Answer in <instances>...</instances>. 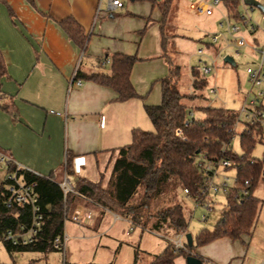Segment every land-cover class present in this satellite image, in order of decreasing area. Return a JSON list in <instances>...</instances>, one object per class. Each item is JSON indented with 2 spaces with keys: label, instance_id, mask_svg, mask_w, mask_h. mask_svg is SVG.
Returning <instances> with one entry per match:
<instances>
[{
  "label": "crops",
  "instance_id": "crops-1",
  "mask_svg": "<svg viewBox=\"0 0 264 264\" xmlns=\"http://www.w3.org/2000/svg\"><path fill=\"white\" fill-rule=\"evenodd\" d=\"M32 1L5 0L12 14L0 5V51L6 63V76L1 81L0 153L35 175L52 179L61 168L64 171L70 156L75 172L72 184L80 177L101 181L105 187L116 150L130 143L133 129H146L144 106L160 103L159 80L168 71L160 45V12L153 0H122L124 7L111 12L108 0ZM69 17L87 35L84 52L60 27ZM204 37L203 32H196V38ZM151 38L154 44L143 51ZM138 52L141 59L158 68L147 74L145 81L137 75L143 61L132 68L130 81L144 99L117 102L107 87L83 80L81 85L75 83L82 55L86 61L83 72L90 74L99 73L94 64L107 56ZM190 70L183 69L186 73ZM151 80H158L156 96L152 97L147 89ZM198 81L199 77H192L191 85ZM80 208L74 214H79ZM87 211H98L94 224L104 213L131 223L107 210L93 207ZM217 240L231 241L225 237ZM204 246L195 248L192 255L202 264H216L198 250ZM180 264H186L185 257Z\"/></svg>",
  "mask_w": 264,
  "mask_h": 264
},
{
  "label": "trees",
  "instance_id": "trees-1",
  "mask_svg": "<svg viewBox=\"0 0 264 264\" xmlns=\"http://www.w3.org/2000/svg\"><path fill=\"white\" fill-rule=\"evenodd\" d=\"M32 3V0H27ZM175 0H153L160 12V45L162 58L167 65V74L159 80L160 103L145 105L144 111L153 130L144 131L135 128L131 131L128 145L116 150L110 178L104 187L101 181L92 182L85 178L74 179V193L67 194L64 199L60 183L52 178H45L33 173L24 172L26 181L36 183L35 192L42 214V222L35 240L26 246H12L3 242L8 253L39 252L47 254L54 248L56 238L64 237V223L68 214L80 202H89L91 206L102 211H109L120 217L129 219L131 223L142 228L149 226L150 231H170L174 235L182 234L188 228V220L183 206L173 202L170 190L177 185L189 197L197 198L203 183V173L198 168V160L202 156L217 161L228 159L233 161L236 176L241 183L244 179H252L247 195L235 198L237 191L231 189L225 196L226 210L213 231H201L193 239V246L185 244L186 253L174 251L170 243L159 254L154 255L148 264H175L180 255L191 256L195 248L210 244L220 239L239 240L249 233L256 217L258 199L254 195L260 186L259 173L261 162L250 157L251 150L257 144L256 136L249 133L240 135L241 154L231 149V129L236 121L234 110L223 107H194L183 103V99L192 101L195 93H182L181 68L168 56V40L173 36L167 34V25L171 19V11ZM227 12L235 19L238 14V0H224ZM10 14L12 11L5 0H0ZM61 29L67 37L84 52L87 35L83 28L71 17L60 22ZM210 45V44H208ZM109 63V73H76L74 79L90 81L111 89L115 101L125 102L131 99H144L132 86L130 75L134 64L140 59L135 55L114 53L104 58ZM198 83L192 89L201 91L207 80L199 69L192 68ZM6 76V63L0 51V97L1 81ZM184 92V91H183ZM197 110L201 117H194L187 126L184 121L189 111ZM66 175H75L70 156L64 165ZM5 180L0 184V237L8 231H18L28 227L31 219L29 208H7L5 199ZM78 204V205H77ZM149 221L151 222L149 224ZM138 254L135 253V263Z\"/></svg>",
  "mask_w": 264,
  "mask_h": 264
},
{
  "label": "rangeland",
  "instance_id": "rangeland-1",
  "mask_svg": "<svg viewBox=\"0 0 264 264\" xmlns=\"http://www.w3.org/2000/svg\"><path fill=\"white\" fill-rule=\"evenodd\" d=\"M262 1V0H259ZM225 10L214 11L211 15L197 14L189 9L188 0H175L171 19L167 25V34L173 36L168 40V56L181 68L182 79L180 88L185 85L182 93L187 91L188 94L195 93L192 101L183 99V103L194 107H223L237 110L243 105L246 96L255 95L257 88L253 87L249 81L246 69L249 66H255L259 58L257 51L264 45V21L261 20V12L254 9L251 16L257 27L252 34L243 32L241 35L245 37L248 47L239 49V55H235L237 50L233 45H227L225 39H220L215 44H209V37L220 30L218 24L225 16ZM203 32L206 35L203 39L196 38V32ZM157 39V38H156ZM156 39L154 42H156ZM255 39V42H253ZM229 41H232L230 38ZM149 46H143V51L148 50L154 44L151 38L148 41ZM147 44V45H148ZM254 47L255 50H252ZM203 50L201 57L203 65L212 67V72L205 76L207 85L203 90L197 91L192 89V68L200 69L202 64L199 63V50ZM135 55L141 59L142 53ZM230 56L234 59L235 65L230 66L224 62V58ZM103 61V63H102ZM143 61L142 70L137 74L139 80L145 81L148 76L158 71L157 65L152 62ZM158 64H162L161 61ZM86 67V61L83 55L77 64L76 72L83 73ZM184 68L190 71L186 73ZM94 69L100 73L109 71L108 63L105 59L94 64ZM165 72V67L163 68ZM148 74V76H147ZM80 80V79H74ZM200 80V78H199ZM75 81V82H76ZM81 81V80H80ZM158 80H151L148 84V92L152 97L156 96ZM198 83V82H197ZM216 89L217 94H209V89ZM264 90V88H262ZM207 100V101H206ZM209 100V101H208ZM264 103V98L261 100ZM194 116L201 117V113L193 110ZM146 129L144 131H152V125L145 116ZM243 131V126H236L234 137L231 141V149L236 154H241L242 150L239 144L238 136ZM250 157L256 159L264 158V137L251 150ZM6 166L0 162V184L6 175ZM227 177L233 178L235 170L223 173ZM73 182L72 176L68 175ZM55 181L62 182L64 180V171L61 168ZM231 180L229 184H231ZM173 202L180 203L183 206L185 216L188 220V228L184 234L190 233L195 239L196 235L201 231H213L221 219L222 213L226 210L225 196L222 192L214 194L213 200L210 202L213 211H207L203 207L195 208V204L188 199L181 188L177 185L173 186L169 191ZM254 195L258 198L262 197L261 189L258 188ZM79 204V205H78ZM74 211L79 209L80 222L72 220L74 214H68L64 223V249L51 251L47 254L39 252H12L8 253L3 241L0 237V264H148L154 255L159 254L167 246L170 241L175 239V235L170 231L159 230L158 232L150 231L149 226L142 228L140 226H131L124 219H116L109 213L99 218L94 224L96 212H88L93 209L89 202H79ZM202 216L206 217L205 222H200ZM151 222L149 221V224ZM131 228V229H130ZM182 243L186 244L185 238ZM201 249L204 256L216 262V264H264V215L261 213L255 217L252 228L248 234L243 235L239 240H217ZM183 254L186 250H182ZM135 253L138 254L135 263ZM184 258L180 255L175 260V264H180V259ZM182 262V261H181Z\"/></svg>",
  "mask_w": 264,
  "mask_h": 264
},
{
  "label": "built area",
  "instance_id": "built-area-1",
  "mask_svg": "<svg viewBox=\"0 0 264 264\" xmlns=\"http://www.w3.org/2000/svg\"><path fill=\"white\" fill-rule=\"evenodd\" d=\"M244 1L245 0H238V14L235 19L227 12L224 0H188L189 9L199 15H211L215 10H225L226 15L223 16V20L218 24L220 31L207 36L209 37V44H215L222 38L225 39L227 45H233L237 49L235 51L236 56L239 55V49L248 47L245 37L241 34L243 32L252 34L257 27V24L251 16V12L258 8L246 4ZM254 1L258 2L264 8V0ZM123 7L124 5L122 0H108V10L110 12L120 10ZM261 20L264 21L263 12H261ZM229 38L232 41H229ZM253 42H255V39H253ZM252 50H255L254 47H252ZM255 51H257L259 58L257 59L255 66L247 67L246 73L249 77L251 85L257 88V92L253 96H251V94L247 95L243 105L239 110H237V118L231 129L232 135L230 143L234 137L236 126L238 124L243 126V131L239 134L238 139H240V135L242 133H249L250 131L252 135L256 136L258 142H260L264 137V103L261 101L264 98V90L262 89L264 88V45L262 48ZM198 55L200 57L199 63L202 64L199 71L203 76H207L215 67L214 65L212 67L203 65V61L201 59L203 56L202 49L198 51ZM105 62L108 63V61ZM75 83L77 85H81L80 80H77ZM183 88L185 90L187 89L185 86ZM209 94L216 95L217 90L211 88L209 89ZM206 107H209V104H207ZM194 117V112L189 111L187 113V119L184 121V125L187 126L190 120ZM259 161L261 162L262 167L259 173L260 186L258 188L261 189L263 195L260 198L257 197L258 204L256 216L261 213L264 215V158L256 160V162ZM0 162L4 163L7 169L4 177L6 182V193L4 199L6 207L29 208L31 212L29 226L26 228L22 227L18 231H6L2 236V241L12 246H26L35 240L42 222V214L38 205L37 194L35 192L36 183L33 181H26L23 173L29 171L14 164L11 158L5 153H0ZM197 164L204 176L199 197L191 198L189 197L187 190L184 191L186 197L194 202L195 210L198 207H203L207 211H213V208L209 207L210 202L213 200V197L215 196L214 194L219 192H222L223 195L226 196L231 189H234L237 191L235 198L247 195L252 179H244L240 183L236 176V168L233 161L228 159H218L217 161H214L202 156L200 160H198ZM232 168L235 170L233 178L227 177L223 174L230 171ZM230 180L232 181L231 184H229ZM59 185L63 192L64 199L67 194L74 193V185L67 176L64 175V180L60 182ZM72 220L80 222L79 214L75 213L72 216ZM205 221L206 217L202 216L200 222ZM130 225L133 226L134 224L130 223ZM184 238V233L176 234L175 239L170 241L175 252L180 253L182 250H185V244L182 243V239ZM64 242V237L56 238L53 242V246L58 250H63Z\"/></svg>",
  "mask_w": 264,
  "mask_h": 264
},
{
  "label": "water",
  "instance_id": "water-1",
  "mask_svg": "<svg viewBox=\"0 0 264 264\" xmlns=\"http://www.w3.org/2000/svg\"><path fill=\"white\" fill-rule=\"evenodd\" d=\"M244 2L246 4L251 5V6L257 7L261 12L264 13V8L258 2L254 1V0H245ZM224 62L229 64L230 66L235 65L234 59L230 56L225 57ZM185 240H186V244L188 247L193 246V238H192V235L190 233L185 234ZM185 263L186 264H202V261L199 258L191 255V256H188L185 258Z\"/></svg>",
  "mask_w": 264,
  "mask_h": 264
}]
</instances>
